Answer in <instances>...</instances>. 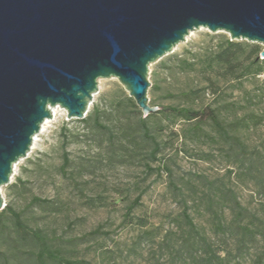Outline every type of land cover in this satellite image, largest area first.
<instances>
[{"label": "rangeland", "instance_id": "374dc122", "mask_svg": "<svg viewBox=\"0 0 264 264\" xmlns=\"http://www.w3.org/2000/svg\"><path fill=\"white\" fill-rule=\"evenodd\" d=\"M228 37L194 30L149 65V103L161 109L147 118L160 144L155 158L139 126L142 112L116 78H103L83 118L67 119L58 108L48 119L1 187L4 204L70 260L264 264V58L258 74L207 81L203 54ZM169 105L214 108L243 154L210 121L162 111ZM33 196L48 202L31 204ZM184 203L195 230L182 216ZM36 251L16 241L11 220L0 216V264H38Z\"/></svg>", "mask_w": 264, "mask_h": 264}, {"label": "water", "instance_id": "95a60500", "mask_svg": "<svg viewBox=\"0 0 264 264\" xmlns=\"http://www.w3.org/2000/svg\"><path fill=\"white\" fill-rule=\"evenodd\" d=\"M200 28L260 43L264 58V0H0V210L52 107L83 118L98 81L116 78L156 112L149 65Z\"/></svg>", "mask_w": 264, "mask_h": 264}, {"label": "trees", "instance_id": "16d2710c", "mask_svg": "<svg viewBox=\"0 0 264 264\" xmlns=\"http://www.w3.org/2000/svg\"><path fill=\"white\" fill-rule=\"evenodd\" d=\"M248 49L247 54L243 56L245 50ZM261 49L255 43H248L245 41L230 40L226 38L221 44L214 49L206 50L203 54V62H205L206 71L209 76H205V79L209 82L212 81L211 76L219 78H230L239 79L249 74H258L262 70V60L259 59V53ZM175 58V57H174ZM155 90L154 83H151L148 93L153 96ZM136 106L135 102L132 103ZM151 105V104H150ZM165 110L167 113H171L175 116H179L187 121L194 120L198 123L203 121H210L212 126L218 135L231 146H236L239 150L238 154H243L244 144L240 139L231 134L227 125L221 121L218 113L214 108L205 106L202 108H192L185 106H164L162 111ZM161 109L158 107L157 112ZM155 113H150L146 116L139 118V126L142 130V136L150 141L152 149L150 155L155 158V154L159 151L160 144L156 138L150 134V129L147 123V118ZM96 120V116L94 118ZM68 164L67 155H63V162L61 168H64ZM168 175L171 176L170 169H167ZM139 201V195L128 207V213L131 209L137 205ZM48 199L33 196L30 200L31 204H45ZM238 204V203H237ZM239 214V213H238ZM6 215L11 220L12 232L15 235V240L28 241L35 245L37 251L34 254L35 260L38 264H47V262H53L56 264H90L84 260H70L64 258L59 249L53 247L47 237L40 229L31 228L28 226L21 217L20 212L15 210L12 206L5 204L0 210V216ZM182 216L185 222L190 226L191 229L195 230V226L187 213V206L185 203L182 208ZM207 264H212L210 260Z\"/></svg>", "mask_w": 264, "mask_h": 264}, {"label": "bare ground", "instance_id": "6f19581e", "mask_svg": "<svg viewBox=\"0 0 264 264\" xmlns=\"http://www.w3.org/2000/svg\"><path fill=\"white\" fill-rule=\"evenodd\" d=\"M190 33H191V32H190ZM58 108H59L60 110H62V111H65L64 109L60 108L59 106H55V107H52V109H51V112H52L53 115H55V111H56V109H58ZM47 122H48V119H45L44 122H43L42 125H41L40 130H39L38 133L33 137L32 143L35 141L37 135L42 131L44 125H45Z\"/></svg>", "mask_w": 264, "mask_h": 264}]
</instances>
